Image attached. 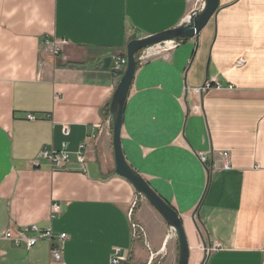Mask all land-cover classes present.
<instances>
[{
  "label": "crops",
  "instance_id": "1",
  "mask_svg": "<svg viewBox=\"0 0 264 264\" xmlns=\"http://www.w3.org/2000/svg\"><path fill=\"white\" fill-rule=\"evenodd\" d=\"M194 9L192 0H0V235L31 225L65 233L63 264H112L116 249L119 264H177L174 233L114 173L109 104L122 74L102 65ZM51 37L67 41L55 59L43 48ZM137 59L122 153L182 220L188 264H264V0H218L197 36ZM210 79L221 87L194 90ZM43 148L68 162L52 169ZM49 258L46 240L0 239V264Z\"/></svg>",
  "mask_w": 264,
  "mask_h": 264
},
{
  "label": "water",
  "instance_id": "2",
  "mask_svg": "<svg viewBox=\"0 0 264 264\" xmlns=\"http://www.w3.org/2000/svg\"><path fill=\"white\" fill-rule=\"evenodd\" d=\"M217 7L218 0H204L202 6L199 9L191 11L188 17L178 27L140 39L130 40L126 45V66L113 91L109 104V112L112 116L114 173L128 181L136 193L148 201L173 231L178 242L177 264H188L190 256L189 244L183 228V222L177 212L158 196L143 177L126 162L121 148L123 108L136 66L138 65L137 55L146 48L165 42H178L197 36L199 31L215 13ZM111 60V56L105 57L102 68L105 70L108 69Z\"/></svg>",
  "mask_w": 264,
  "mask_h": 264
},
{
  "label": "built area",
  "instance_id": "3",
  "mask_svg": "<svg viewBox=\"0 0 264 264\" xmlns=\"http://www.w3.org/2000/svg\"><path fill=\"white\" fill-rule=\"evenodd\" d=\"M194 2V5L196 9H199L204 0H192ZM195 10V9H194ZM67 44V41L64 39H58L55 37L51 38H46L43 41V48L45 51L48 52L49 56L52 59L57 58L61 51L62 48ZM175 44V43H171ZM159 52V49L156 50V53ZM145 57L142 55L139 58V62L143 61ZM126 66V58L121 55H116L112 59V64H111V71L112 74L115 75L116 77H119L124 68ZM221 85L216 82L214 79L206 80L202 86L195 88L194 90L197 93H202L210 88H220ZM27 119L29 120H35L36 117L32 114H27L26 115ZM66 133V131H65ZM84 150V145H80L78 151L75 154L76 161L80 165V169L82 171H85V158L83 154ZM223 155H226L225 153ZM40 158L47 160L52 169H59L65 166V164L69 160V153L65 151H54V150H48L46 148H43L38 155ZM200 160L203 162L205 160V156L201 155ZM38 163L34 161V166H37ZM225 168H228L227 164L223 165ZM51 210V217H54L55 214L58 213L59 211V206L56 203H53L50 207ZM132 227L134 229V236H138V234L135 231V225L132 224ZM173 233V231H170ZM136 233V234H135ZM66 237L65 233H61L58 237L53 235L51 229H46V230H41L35 225H31L29 227H23L16 229L14 232L10 230H6L0 235V239L8 240L11 241L15 245H19L23 243L26 248H31L34 246L38 241L41 240H46L49 243V253H50V258L48 261V264H63L62 258H61V252L59 250L58 245L56 244V240H62ZM139 237V236H138ZM220 248V244L218 243H213L211 246L204 248L205 255H208L210 252L217 250ZM264 253V250H263ZM122 255L119 249H116L113 253L111 263L112 264H119Z\"/></svg>",
  "mask_w": 264,
  "mask_h": 264
},
{
  "label": "rangeland",
  "instance_id": "4",
  "mask_svg": "<svg viewBox=\"0 0 264 264\" xmlns=\"http://www.w3.org/2000/svg\"><path fill=\"white\" fill-rule=\"evenodd\" d=\"M172 238L176 240V245L178 246L175 234H172Z\"/></svg>",
  "mask_w": 264,
  "mask_h": 264
}]
</instances>
